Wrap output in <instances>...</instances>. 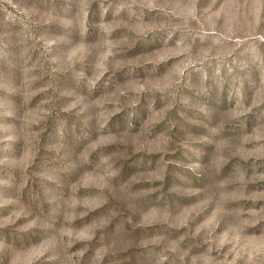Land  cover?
<instances>
[{
    "label": "rangeland",
    "instance_id": "obj_1",
    "mask_svg": "<svg viewBox=\"0 0 264 264\" xmlns=\"http://www.w3.org/2000/svg\"><path fill=\"white\" fill-rule=\"evenodd\" d=\"M0 264H264V0H0Z\"/></svg>",
    "mask_w": 264,
    "mask_h": 264
}]
</instances>
